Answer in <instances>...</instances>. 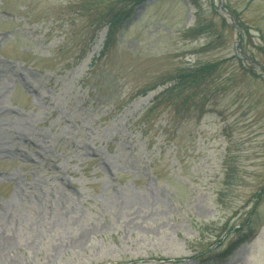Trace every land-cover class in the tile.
I'll list each match as a JSON object with an SVG mask.
<instances>
[{
    "label": "rangeland",
    "instance_id": "1",
    "mask_svg": "<svg viewBox=\"0 0 264 264\" xmlns=\"http://www.w3.org/2000/svg\"><path fill=\"white\" fill-rule=\"evenodd\" d=\"M263 190L264 0H0V264H264Z\"/></svg>",
    "mask_w": 264,
    "mask_h": 264
},
{
    "label": "trees",
    "instance_id": "2",
    "mask_svg": "<svg viewBox=\"0 0 264 264\" xmlns=\"http://www.w3.org/2000/svg\"><path fill=\"white\" fill-rule=\"evenodd\" d=\"M142 0H137V3H141ZM111 11L108 13L107 17L103 20V22L108 21V33H107V40L104 44L103 51L101 52L102 57L106 56V53L108 52V49L113 42V39L116 37V34L121 29L122 23L125 19L129 18L130 12H127L125 9L115 10L114 8L110 9ZM222 11L228 12L230 15L233 14V12L230 10V8H227L226 6L221 7ZM116 13H115V12ZM220 11V9H219ZM217 11L218 15L220 16V12ZM198 16V13H197ZM196 16V17H197ZM242 28L241 26H239ZM193 30H190L192 32ZM95 64V61H93ZM219 68V64H208L205 66H199L194 68H188L182 71H179L171 80H168L167 82L162 83L160 86H165L168 82L172 81V84H169L170 86L165 90L164 93L161 95L167 93L169 94L167 98H175L177 99L180 94H183L184 91H191V90H200L203 84H208V79L213 77L217 74V70ZM264 192V190L262 191ZM177 262H180V260H177Z\"/></svg>",
    "mask_w": 264,
    "mask_h": 264
},
{
    "label": "bare ground",
    "instance_id": "3",
    "mask_svg": "<svg viewBox=\"0 0 264 264\" xmlns=\"http://www.w3.org/2000/svg\"><path fill=\"white\" fill-rule=\"evenodd\" d=\"M103 40H104V36H102L99 43L101 44ZM10 248H11V242L10 241L4 242V244L0 245V254L2 255V252H4L5 250H9Z\"/></svg>",
    "mask_w": 264,
    "mask_h": 264
}]
</instances>
